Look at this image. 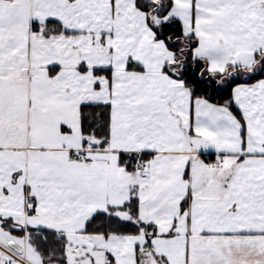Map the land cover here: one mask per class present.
I'll return each mask as SVG.
<instances>
[{
    "label": "snow or ice",
    "instance_id": "snow-or-ice-1",
    "mask_svg": "<svg viewBox=\"0 0 264 264\" xmlns=\"http://www.w3.org/2000/svg\"><path fill=\"white\" fill-rule=\"evenodd\" d=\"M0 264H264V0H0Z\"/></svg>",
    "mask_w": 264,
    "mask_h": 264
}]
</instances>
